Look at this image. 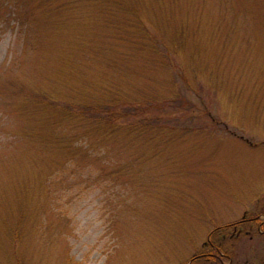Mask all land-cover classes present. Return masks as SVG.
<instances>
[{"label": "rangeland", "instance_id": "obj_1", "mask_svg": "<svg viewBox=\"0 0 264 264\" xmlns=\"http://www.w3.org/2000/svg\"><path fill=\"white\" fill-rule=\"evenodd\" d=\"M3 1L0 264H188L211 236L237 264H264V233L232 225L264 219V0H232V14L222 0H172L165 19L188 26L184 48L170 73L150 50L161 60L139 96L163 122L117 144L99 168L96 158L66 162L69 142L52 146L62 127L80 149L82 129L38 93L82 102L117 81L105 48L89 49L112 50L114 28L84 3L27 26L16 4L29 0ZM154 1L139 0L156 16ZM163 30L171 47L175 28Z\"/></svg>", "mask_w": 264, "mask_h": 264}, {"label": "trees", "instance_id": "obj_2", "mask_svg": "<svg viewBox=\"0 0 264 264\" xmlns=\"http://www.w3.org/2000/svg\"><path fill=\"white\" fill-rule=\"evenodd\" d=\"M222 1L226 5V2H229L228 5L231 4L230 12L232 14L236 9V3L232 0ZM203 2L206 3V0H201L200 4ZM82 3L89 4L90 9L95 8L97 14H104L107 26L114 28V39L109 42L111 44L109 48L112 50L108 52L107 45L102 44L103 41L98 48L96 46L99 43L90 44L89 49L101 50L105 48V54L102 56L103 62L108 64L113 61L114 65H112L115 66V69L117 68L116 72L119 77H117V81L102 83L100 91L98 88L93 89L96 96L88 94V97L82 98V102L66 100L51 93H38V95L41 96L43 104L54 103L56 106H60L62 114L70 125L68 128L82 129L76 138L84 137L80 149L74 147L76 142L74 138L61 135L62 127L59 129L60 133L57 134L62 140H58L52 146L56 148L62 141L69 142V145L66 146L68 149L66 162L78 160L79 155L83 156L86 163L90 165L91 159L96 158L94 166L99 168L98 166L103 165L102 159L111 149L114 154L117 144L121 142L128 144L126 142H130L132 134L143 137V131H146L144 129L148 126H159L163 122L162 114L156 118L150 116L146 111L147 101L139 100L140 95L144 96L145 82L148 81L145 75H147L148 68L154 66L155 62L160 63L161 60L154 57L150 50L155 51L165 60L168 59V62L160 64L158 68L168 69L170 73L171 66L173 67L175 61L174 56L184 48L187 38L186 34L182 36L180 32L184 30V27L187 29L188 26L185 22L171 23L165 19V15L169 17V11L173 12L172 5L175 2L172 0H162V5L158 6L159 10L156 16L146 13L143 9L144 4L141 5L139 0H29L26 6L16 5L17 13L25 17L24 22L28 26L33 22L40 25L54 17L56 13L60 14L61 11L77 8ZM152 3L157 5L155 1ZM2 5H4V1L0 0V6ZM199 6L196 8L203 13L205 8H199ZM128 16L131 19L127 20ZM245 18L247 19V17ZM170 27L171 29L175 28V33H170L172 41L169 45L171 47L166 45L165 37L161 34L164 31L163 28L168 30ZM102 38L104 39V37ZM133 64L136 66V72L128 70ZM176 78L175 73L170 78V83L174 87L177 85ZM89 92L92 93V91ZM134 93L136 95H133ZM133 96L135 98H132ZM172 107L174 106L172 105ZM73 140L75 141L73 142ZM96 141L102 145L99 150H97ZM95 152L97 156H94Z\"/></svg>", "mask_w": 264, "mask_h": 264}, {"label": "flooded vegetation", "instance_id": "obj_3", "mask_svg": "<svg viewBox=\"0 0 264 264\" xmlns=\"http://www.w3.org/2000/svg\"><path fill=\"white\" fill-rule=\"evenodd\" d=\"M248 221H251V224H255L257 228L260 229L261 233H264V219L261 217L259 218V214L255 217H248L245 215L240 221L233 225L234 230L241 232L244 226L242 224L248 223ZM222 244L223 241L217 244L215 239L211 236L205 249H203L201 253L196 254L188 264H202L199 262L202 259L205 261L203 264H237L238 261L234 258L232 253L230 254L227 250L222 251Z\"/></svg>", "mask_w": 264, "mask_h": 264}]
</instances>
